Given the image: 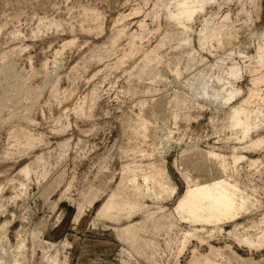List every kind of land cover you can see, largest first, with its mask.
I'll return each mask as SVG.
<instances>
[{
    "label": "rangeland",
    "instance_id": "1",
    "mask_svg": "<svg viewBox=\"0 0 264 264\" xmlns=\"http://www.w3.org/2000/svg\"><path fill=\"white\" fill-rule=\"evenodd\" d=\"M182 1L0 0V264H264V0H192L186 28ZM245 13L251 58L225 56ZM198 168L251 196L204 241L176 213Z\"/></svg>",
    "mask_w": 264,
    "mask_h": 264
},
{
    "label": "bare ground",
    "instance_id": "2",
    "mask_svg": "<svg viewBox=\"0 0 264 264\" xmlns=\"http://www.w3.org/2000/svg\"><path fill=\"white\" fill-rule=\"evenodd\" d=\"M203 6L204 4L200 2L195 3L192 0H183L179 3L177 11L175 13H171L170 17L173 21L186 28V24L193 20L194 16L203 9ZM98 15H95L96 18H99ZM252 17L253 16H251V14H246V16L242 18V23L240 25L239 22L241 18L238 17L239 20L236 19L239 21L238 24L235 21L228 26V17H226L220 25L216 26L211 31L212 35L210 38L217 41L219 49L226 52H224L225 56H236V58L244 60L251 58L248 51L239 48L241 39L239 37V33L246 31L249 36L257 35V33L251 29V26L254 23ZM258 19L260 20V17ZM220 37L222 40H220ZM205 40L206 37L200 38L201 42H204ZM256 53V56H258L260 61L264 63V45L259 44ZM216 57L220 61H225L218 55ZM234 59H228L231 61L229 73L232 77L239 78L241 74V67L233 63ZM263 82L264 78L258 79L255 81V85ZM217 83L220 84L219 87H223L221 86L224 84L222 80H218ZM225 88H220L221 92L226 93ZM204 98L208 99V101L213 100L216 103L225 102V104H228L236 98V94L232 91H230L227 96H210L208 93H204ZM245 111L246 110L243 108L235 110L232 117L234 127H244V140L249 137L252 130L250 124L248 125L247 123H244L241 118V115ZM202 156L204 157L205 162L212 163L214 165L212 168L216 172L221 174L225 173L226 166L224 161H221L219 164L216 163L213 156L208 154H203ZM242 159V157L238 158L237 162ZM184 160H189V157ZM196 171L198 173L196 176H189L188 189L179 199L176 207V213L179 215L181 221L189 223L191 227V230L187 233V238L197 237L201 241H204L206 234H209L210 237H213L216 234H224L226 231L225 226L242 215V212L246 210L247 202L251 203V196L247 193H243L237 185L233 184L224 175L213 178V176L205 174L204 171L199 168L196 169ZM123 208L127 209L128 215H132L135 213L137 206H124ZM36 237L37 234L34 232L33 238L35 239ZM186 242L187 239L185 240V243ZM243 242L252 247L256 246L254 242L247 240V238H245ZM205 264H212V262L208 261Z\"/></svg>",
    "mask_w": 264,
    "mask_h": 264
}]
</instances>
